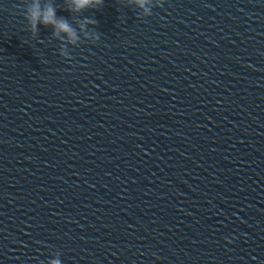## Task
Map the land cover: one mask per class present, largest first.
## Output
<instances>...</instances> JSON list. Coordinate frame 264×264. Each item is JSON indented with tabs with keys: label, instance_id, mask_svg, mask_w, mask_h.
<instances>
[{
	"label": "water",
	"instance_id": "95a60500",
	"mask_svg": "<svg viewBox=\"0 0 264 264\" xmlns=\"http://www.w3.org/2000/svg\"><path fill=\"white\" fill-rule=\"evenodd\" d=\"M89 3L0 0V264H264V0Z\"/></svg>",
	"mask_w": 264,
	"mask_h": 264
},
{
	"label": "clouds",
	"instance_id": "9594fccd",
	"mask_svg": "<svg viewBox=\"0 0 264 264\" xmlns=\"http://www.w3.org/2000/svg\"><path fill=\"white\" fill-rule=\"evenodd\" d=\"M139 6L144 9L146 15H150V0H137ZM158 4H163L165 0H156ZM104 3V0H90V3L85 5V4H78L75 5V7L78 10H84L85 8L91 7V6H97L100 7ZM34 7H38V5H34ZM48 12L52 16V21L50 26L53 27L54 29L57 28V26L60 28V30L64 33L66 40L68 43L72 45H76L79 41V36L76 33V31L72 28V26L66 21V20H60L56 17L55 9L49 8ZM38 24L40 23H45L43 17L37 21ZM90 39L94 41H98L100 37L98 35L93 34ZM60 55L66 59H71L68 51L65 49L61 51ZM49 264H62L61 259H60V253L56 254V258L52 259L49 261Z\"/></svg>",
	"mask_w": 264,
	"mask_h": 264
}]
</instances>
